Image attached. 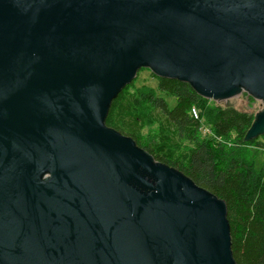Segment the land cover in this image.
I'll list each match as a JSON object with an SVG mask.
<instances>
[{
  "label": "water",
  "instance_id": "obj_1",
  "mask_svg": "<svg viewBox=\"0 0 264 264\" xmlns=\"http://www.w3.org/2000/svg\"><path fill=\"white\" fill-rule=\"evenodd\" d=\"M140 68L258 137L264 0H0V264H235L224 202L104 124Z\"/></svg>",
  "mask_w": 264,
  "mask_h": 264
},
{
  "label": "trees",
  "instance_id": "obj_2",
  "mask_svg": "<svg viewBox=\"0 0 264 264\" xmlns=\"http://www.w3.org/2000/svg\"><path fill=\"white\" fill-rule=\"evenodd\" d=\"M131 86L125 85L111 100L105 126L224 202L234 263L264 264V171L252 167L246 152L249 142L264 145V132L245 140L255 114L209 106V99L189 82L176 78L158 77L156 90ZM163 96L173 97L175 105L170 108ZM156 111L166 126L149 117ZM153 125L155 131L142 133L143 127ZM184 141L193 144L189 152H181Z\"/></svg>",
  "mask_w": 264,
  "mask_h": 264
},
{
  "label": "rangeland",
  "instance_id": "obj_3",
  "mask_svg": "<svg viewBox=\"0 0 264 264\" xmlns=\"http://www.w3.org/2000/svg\"><path fill=\"white\" fill-rule=\"evenodd\" d=\"M131 83V90H134L136 88H139L141 86L148 87L150 89L156 90L158 85V77L151 72L148 68H140ZM165 101L168 103L169 107L172 108L175 105V100L173 97H165L163 96ZM233 102V106L239 110L247 111L253 114H257L262 108V102L260 100L256 99H249V95L247 93H241L237 97L231 99ZM209 106L214 105H221L224 106L223 103H218L213 100H208ZM149 117L156 118L159 123H165V119L161 114L156 111L153 115H149ZM158 125V123H157ZM157 125L153 126H145L142 129V133L146 134L149 130L155 131L157 129ZM163 126H166L164 124ZM193 144H189L187 142L182 143L181 152H189V150L192 148ZM246 152L248 153L247 159L251 162L252 167L255 168L257 171H264V145L261 143V141H258L257 143L249 142V144L246 146Z\"/></svg>",
  "mask_w": 264,
  "mask_h": 264
},
{
  "label": "built area",
  "instance_id": "obj_4",
  "mask_svg": "<svg viewBox=\"0 0 264 264\" xmlns=\"http://www.w3.org/2000/svg\"><path fill=\"white\" fill-rule=\"evenodd\" d=\"M191 114L194 118H197V111L195 109L191 110Z\"/></svg>",
  "mask_w": 264,
  "mask_h": 264
}]
</instances>
